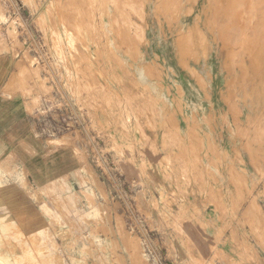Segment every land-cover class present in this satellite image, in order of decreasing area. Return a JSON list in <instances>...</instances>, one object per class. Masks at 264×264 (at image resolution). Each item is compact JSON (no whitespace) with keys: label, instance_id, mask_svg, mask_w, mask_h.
Masks as SVG:
<instances>
[{"label":"rangeland","instance_id":"1","mask_svg":"<svg viewBox=\"0 0 264 264\" xmlns=\"http://www.w3.org/2000/svg\"><path fill=\"white\" fill-rule=\"evenodd\" d=\"M222 1L0 0V81L55 131L0 173V264H263L264 96L235 44L228 100Z\"/></svg>","mask_w":264,"mask_h":264},{"label":"crops","instance_id":"2","mask_svg":"<svg viewBox=\"0 0 264 264\" xmlns=\"http://www.w3.org/2000/svg\"><path fill=\"white\" fill-rule=\"evenodd\" d=\"M10 81V76H7V78L0 81V173L3 174L2 178H5V173L7 171H14L18 173L19 170L20 175L24 176L28 174L27 169H25V166L22 163L20 155L24 157L32 155L30 154V148L26 141V138L29 135L34 136L35 138L43 139L53 136L55 132L52 128H50L47 132L51 133V135L45 137L44 134L46 132H44L40 124V121H42L40 119L41 114L36 112L34 109L32 112L28 111V101L17 99V97L14 96L16 89H9ZM67 174V178L70 179V171H68ZM19 178L20 177H13L12 179L17 180ZM27 178L28 177H24L25 180H28ZM65 179L66 178L64 177V180ZM68 183L69 181L66 184ZM18 191L19 189L11 194L12 200L10 203H18V205L23 208L20 209V211L26 212L29 210L27 208L32 206V203L26 200V198L22 199L21 192ZM63 191L65 190L63 189ZM57 195L64 196L65 194L57 193ZM5 206L7 205L5 204ZM28 213L29 212L25 215L22 214L19 218H26ZM22 222L24 223V227L21 226V228L35 227L30 225L27 220ZM52 226L49 227L52 228ZM64 226L65 225L63 224V226L56 227L65 228ZM44 227L46 228V226ZM260 261L264 264L263 258H261Z\"/></svg>","mask_w":264,"mask_h":264},{"label":"bare ground","instance_id":"3","mask_svg":"<svg viewBox=\"0 0 264 264\" xmlns=\"http://www.w3.org/2000/svg\"><path fill=\"white\" fill-rule=\"evenodd\" d=\"M222 3H224L222 11L226 12V14H224L223 18L227 22V24L224 25V28L220 29L219 34L221 36V39L224 40V47L226 48L225 50L227 51V58H228V62L226 63V66H225L228 69V73H227V75H228V86H227L228 100H230L233 97L232 84L235 82V80L237 78H239V76H238L239 74L236 73V71L234 70V64H233L234 60H232L230 55L233 53V51H232L233 46L235 44H241L243 47V51L247 55L249 54V56H251V58H250L251 59V66L249 65L246 68H249V69L251 68L250 72L253 71L250 75V80H251L250 84L252 87V90L251 89L250 90L252 92V96H254L256 101L259 103L261 98L264 96V18L262 19V22L259 24V27H257L256 29L252 28L251 25H247V23L250 22V21H248V19H246L247 21L246 20H243V21L239 20L240 22H238V24H237L234 22V18H235V16H241V15L249 16L250 12L253 13L252 15H255V17L256 16L260 17L261 13H262L261 16H263L264 15V0H223ZM168 5H170L171 9H170V7H168L167 12L170 13V15L172 17H174L173 15L175 14V11H176L174 7L177 6V2L176 1L169 2ZM247 8H249V10H247ZM251 18H253V17H251ZM170 21H172V19ZM221 22H223V21H221ZM228 24H231L232 26L227 28L226 26H228ZM194 31H195V29H194ZM243 31H246V33H247L245 36L247 39L245 38V40H244L245 45L242 44V41L240 39V35H242V33H244ZM207 32H208V30H207ZM187 35H188L187 38L188 39L190 38V45L192 44V40L195 42L192 46H195V45L201 43V40L199 38L200 36L199 37L198 36L193 37L194 33H192L191 31H188ZM189 35H191V36H189ZM183 39L184 38H182V40ZM182 40H181V42H182ZM203 40H205V39H203ZM177 42H179V40H177ZM181 42H179V43H181ZM188 46H189V44H188ZM196 47L197 46H195V48ZM195 48H194V50H195ZM230 58H231V60H230ZM190 61H192V60H190ZM242 64H244V63H242ZM242 68L246 69L245 66ZM239 73H241V72H239ZM243 74L244 73L240 74V76ZM139 78H140V81H142V82L144 81V76L142 74H139ZM263 104H264V102H263ZM108 216H110V215H108Z\"/></svg>","mask_w":264,"mask_h":264}]
</instances>
